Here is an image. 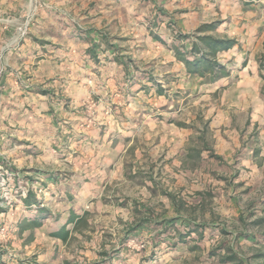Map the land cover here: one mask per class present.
<instances>
[{
    "label": "rangeland",
    "instance_id": "1",
    "mask_svg": "<svg viewBox=\"0 0 264 264\" xmlns=\"http://www.w3.org/2000/svg\"><path fill=\"white\" fill-rule=\"evenodd\" d=\"M54 1L62 0H0V48L10 49L18 37L34 31L53 39L49 48L67 45L70 38L76 44L82 41L76 26L88 24L105 30L115 43L109 52L103 42L110 58L118 51L129 57L131 67L143 71L131 79L135 82L129 99L122 98L114 82L115 77L127 82V74L113 61H106L100 73L74 80L68 90L53 77L55 92L63 97L71 93L74 100L70 110H58L64 113L66 123L58 121L63 130L51 137L28 133L25 140L16 131L34 127L24 114L31 109L29 94L45 96L39 91L44 82L32 71L39 58L31 57L24 65L22 51L21 59L12 57L22 76L12 92L5 69L0 70V172L7 161L28 175L37 165L60 177L58 184L47 182L50 192L37 178L19 179L48 211L39 226L20 234L9 224L16 225L25 213L35 215L37 205L24 208L22 202L15 206L4 200L8 195L0 173V229L7 231L5 237L0 233V248L14 262L34 259L39 264H93L105 257L103 251L115 252L112 264H232L220 261L232 253L243 264H264V0H240L243 15L248 11L243 18L240 10L226 4L231 0H194L184 6L204 20L197 23L194 17L183 27L187 43L202 33L198 28L203 24L213 27L205 33L235 41L217 53L227 71L217 80L188 73L154 37L173 30L167 23L180 20V0H63L61 14L44 9ZM157 7L172 11L173 19L162 15L157 26L151 25ZM105 10L103 19L110 20L98 26ZM5 131L15 132L13 138L4 136ZM62 138L65 153L52 150L50 143ZM23 141L31 148L19 147ZM191 148L200 156H187ZM69 210L81 215L86 211L85 223H68ZM177 216L207 225L203 238L188 243L157 238L159 250L150 239L153 230L122 240L139 218ZM64 225L70 228L67 240L50 234ZM220 228L227 233L219 234ZM166 243L171 245L167 248Z\"/></svg>",
    "mask_w": 264,
    "mask_h": 264
},
{
    "label": "crops",
    "instance_id": "2",
    "mask_svg": "<svg viewBox=\"0 0 264 264\" xmlns=\"http://www.w3.org/2000/svg\"><path fill=\"white\" fill-rule=\"evenodd\" d=\"M62 1L61 2L54 1L52 4H45L44 9L46 11L55 12L58 14H61V12L65 13V11L61 7H59L60 6L59 4L62 3ZM118 1H121V0H118ZM192 1H194V0H180V5H177L179 8V10H177V12L178 11L181 12V13H179L180 20L177 22H175L174 20L169 21V22L174 23L175 26L174 25H172V26L175 28H173L172 31L168 29L166 34H165V37H162V36L159 37L165 41V43L163 45L168 46V48H170V50L172 51L173 55H174L173 47L177 46V45H182V43L183 44L185 43V42L181 43L180 39L178 37H176L177 36L176 33L179 31L183 34L182 31H186V30H184V28L186 29L187 25L189 26L191 23L194 22V17H195V19L197 18L195 20V21H197V23L204 21V20L198 19L199 17L197 15L195 9L194 10L190 9L191 6L184 7L186 4H189ZM231 1L232 2L226 1V4L228 6L232 5V9H231L232 11L240 10L241 18H243V16L247 15V13H248L247 9H245L244 15L241 11V8H243V6H242V3L240 2V0H231ZM192 8H194V7H192ZM222 8L225 9L226 6H222ZM163 11L165 12L164 16H168L169 18H172V11H170V12L167 10H163ZM42 12H44V11H42ZM107 12H108V10H105L104 13H102L99 16V19H98L99 25L98 26H100L101 24H106V22H108L110 20V19H105V20L103 19V15L106 14ZM208 13H210V12H208ZM45 15H43V16H45ZM112 18H114V17H112ZM183 22H184V24H183ZM254 22L259 24L258 20H255ZM246 23L249 24L248 21H246ZM260 24H262L261 27H262V29H264L263 18L260 21ZM37 26L40 27V25H37ZM77 27L81 28L82 31L84 32L80 36V37H82L81 38L82 41L88 42L89 44L91 43V40L99 41V37H100L101 33L107 35L108 41H109V36H108L107 32L105 30H101V28H94L95 26H91L88 24L85 27H80L77 25L76 29H77ZM96 31H100V33L96 32ZM41 32H43V31H41ZM18 38H19V41L21 44L19 43V41H17L13 45V47L10 49L2 50V48H0V57H2V59H0V66H1L0 70L5 69L3 71V75L6 73L5 78H6V81H8L7 84H10L9 85L10 90H11L10 92L16 90V85H14V83L16 84V82H17L16 79L19 78V80H20L22 78V76L19 75L20 71L17 69V68H19V66L16 65V63H14L13 58H12L13 56H18L21 59L22 56L19 55L20 51H22L23 57L27 58V59H23L24 65H26V64L29 65L28 62H30L31 57L39 58V60L37 61L36 68L32 71L33 72L36 71L38 73V74H36V78L38 76L39 78H41L42 82H44V84L42 85L40 90H49L50 91V93H45V96L40 95V94H39V96H34L30 93L29 99H27V97H25V100L27 99L30 101L31 109L29 110V112H26V110H25L24 114H25L27 119L31 120V121H29L30 124H32L34 126V127H28V128L24 127L22 129L16 131V135L17 136L20 135L22 138H25V140L28 138L27 137L28 133H37L38 132L39 134L42 133V134L48 135V137H51L55 132H58V131L60 132L61 130H63L62 128L58 127V123H59L58 121H63V118L61 117V115H63L64 113H62V111H60V113H58V110H59V108H63L64 111H66L65 108L70 110L71 109L70 106H73L74 100L70 98V97H72L71 93L68 96L66 95V97H63V96L58 95L57 92H55L56 88L54 90L53 89L54 87L52 84V80L55 81L53 79V77L55 79L59 80V83L62 84L60 86H64L65 90H68L69 88H71V84L74 82V80L77 81L78 79H81V78L83 80L84 76H86L88 74L90 75L91 73L93 75V71H95L97 73L102 72L101 68L105 67L104 64H107L106 61H113L115 64H117L118 66L123 68V72L125 71V74H127L126 73V65H127L128 70L133 75L132 77H134L135 74H137L139 71H143V70H139L135 67H131L127 62L129 57L125 54H121L118 51L116 53H113L114 58H110V54H107L106 50L108 49V51L110 52V50H115V48H108L107 47V49H106L105 47H103V40H101V39H100V46H101L102 50H98L97 57H99V61L96 62L95 57H92V56H90V54L87 53V48L90 45L86 46L80 40L76 44H74V43L72 44V39H74V38H72V39L70 38V40H69L70 42L67 43V45H64L61 47L56 46V48H55V46L51 47V48L47 47L49 44H52V45L55 44V42L52 41L53 40L52 38H50L49 36H45V35L40 37V35H38V33H36L35 31L33 33L30 32V35H28V36H24L23 38H20V37H18ZM109 42L111 44H113L111 41H109ZM114 44H113V46H114ZM117 55L119 57H121V56L126 57L125 61L127 64L124 65V64H121L118 61H116L115 57ZM18 57H16V58H18ZM93 60L98 65V70L96 69L95 64H93L94 63ZM24 65H23V67H24ZM15 70H16V72H15ZM13 74H15V75H13ZM146 74H148V73H146ZM126 77H127V75H126ZM115 78H116L115 79L116 81H114V82L118 86L117 88L122 91V96H123L122 98L123 99L124 98L129 99L130 95L132 94V92L130 91V88L132 87V85L135 81L130 80L129 82H124L123 80L119 81L118 77H115ZM100 83H102V82H100ZM25 86H23V87H25ZM143 88L146 89V86H144ZM20 93H22L21 90H19V94ZM22 104H25V103L23 102ZM30 104H28V105H30ZM19 113H22V112L20 111ZM63 123H66V121L64 120ZM23 126H25V124ZM27 126H28V124H27ZM61 127H62V125H61ZM32 128H34V130H32ZM13 133H15V132H13ZM13 133L5 131L4 136H6L7 138H13V136H14ZM23 133H25V134H23ZM98 135H99L98 132L96 134L94 133V135L92 137H90V139H94V138H96L95 136H98ZM6 140H8V139H6ZM60 140H61V142L58 141L57 144L50 143V146L52 147L51 149L55 150V151L57 150L58 153L59 152L65 153L64 151L66 149V143H64V142L66 139L62 138ZM86 141H87V139H85L83 141V143H86ZM32 145L38 146L39 143L36 144L35 142H32ZM18 146L21 148H26V149L31 148V145L29 143H27V141H23L22 144H18ZM15 168H17V167H15ZM17 169H21V168H17ZM29 169L43 170V171L53 172V173L57 174V172H54V171L49 170V169L41 168L37 165H34L33 167H30ZM21 170H22L23 174L28 175V174L24 173L23 169H21ZM32 178L33 179L37 178L40 181V183H42L41 187L44 190H46L47 192H50V191H48L49 189H47V186H46L47 182L51 183L52 185L58 184L60 182L59 176H58V179L56 181H52V180L46 178L45 176L42 178H38V177L34 176L33 174H32ZM37 184H39V182ZM46 191H44V192H46ZM66 192L68 194V197L72 198V195L70 194V192H72V191L69 192L66 190ZM22 207H24V206H22ZM67 212H68L67 215L69 216V214H71L70 210ZM24 216L32 217L33 214L31 215V214L25 213L24 215H22V217L20 218L18 223L21 221V219ZM66 227L68 228L67 225H66ZM27 229H30V228H27ZM13 231H14V229H13ZM20 234H22V232Z\"/></svg>",
    "mask_w": 264,
    "mask_h": 264
},
{
    "label": "trees",
    "instance_id": "3",
    "mask_svg": "<svg viewBox=\"0 0 264 264\" xmlns=\"http://www.w3.org/2000/svg\"><path fill=\"white\" fill-rule=\"evenodd\" d=\"M157 13L154 15V19L151 22L153 26H157L159 24V21L163 20L162 15H165V12L162 8L157 7ZM171 28H175L172 25L174 23L169 22ZM175 26V25H174ZM213 27L209 24H203L200 28H198L199 32H202L200 34H197L194 39H191L186 43L185 38H188L189 36L186 34H182L181 32L176 33V37H178L182 42H185L182 45H177L173 47L174 50V56L177 60L181 61L187 72L190 74H195L201 77H207L209 80H217L218 78H221L225 75H227V71L225 66L218 61L217 59V53L221 50H227L230 49L234 45V40L230 38H221L217 37L211 34L205 33L208 30H211ZM100 33V31H96ZM204 32V33H203ZM84 33L81 28L77 27V35L81 36V34ZM155 38L158 39L159 42L162 44L165 43V41L159 36L155 35ZM100 39L105 42L108 48H114L113 44H111L108 41L107 35L101 33L99 37V41H93L91 40V45L87 48V53L90 54V56L95 57L96 61H99V57H97L98 50H102L100 46ZM126 57H119L118 55L115 57V60L118 61L121 64H127L125 61ZM126 73H127V82H129L133 77L132 73L128 70V67L126 65ZM147 78L152 80L151 76H147ZM42 93H50L49 90H40ZM203 148L206 150L211 151L212 149L206 144L203 145ZM189 151V150H188ZM187 151V152H188ZM191 153H187V156H194L199 157L200 151H198L195 148L190 149ZM194 152V154H192ZM211 156H214L217 159H221L220 156L214 155L211 153ZM1 162V160H0ZM7 162V161H6ZM5 161L2 162V164L5 166L4 172H0L2 174L3 179V187H4V193L8 195V197L4 200H6L10 205L17 206L22 202V205L24 208L31 207V204L37 205V213L33 215L32 217L24 216L19 223H16V225H10V227L16 228L17 232H23L27 228H33L34 226H39L42 222L41 217L44 218V215L48 213V211L43 208L39 207V201L35 197V193H33L31 188H25L22 183H19V179H25L29 181H34L35 179L32 178V175H25L23 174L21 169H17L9 162L6 163ZM31 172L34 176L38 178L46 177L52 181H56L58 179V175L53 172H47L43 170H36L31 169ZM36 182L40 183L39 180H36ZM42 184V183H40ZM164 194H166L169 198H173V195L169 192L164 191ZM8 207V206H7ZM2 209V207H1ZM4 209V208H3ZM6 209V208H5ZM87 215V212L85 211L82 215L81 214H74L71 212L68 216V223L73 222L74 226L78 227L79 225H82L85 223V216ZM178 217H170V218H161L158 217H143L139 218L136 222L130 225V227L125 232L124 237H122L123 241H126L128 238L134 236L135 233L138 234L142 233V231H149L153 230L152 235L150 236V239L154 242V244L157 246L158 250L162 248L160 243L156 241L158 238L159 240L165 241L168 240L167 238H173L176 237L178 241L182 243H188L190 239H201L204 236V229L207 227L204 223H197L195 221L191 220H181ZM177 222L180 223L181 227H177ZM1 224V223H0ZM32 230V229H31ZM224 233L226 234L227 231L223 228L219 229V234ZM52 236L58 237L62 240H67L70 234V229L67 228L65 225L56 229L55 231H52L50 233ZM264 237V233H263ZM170 242V241H169ZM168 245L170 246L171 243H166L165 247L168 248ZM112 252V253H111ZM119 253V251H117ZM116 252V254H117ZM115 253V252H114ZM113 251L101 252L102 256H105L104 258L95 261L93 264H112L111 261L113 260ZM159 253V252H158ZM7 251L0 248V264H39L34 259L28 260V259H16V262L12 261V258H10L7 255ZM150 259H154V255L150 257ZM220 261L222 262H231L232 264H243L244 261L239 258L235 253H232L230 255H226L221 257ZM237 261V262H235Z\"/></svg>",
    "mask_w": 264,
    "mask_h": 264
},
{
    "label": "built area",
    "instance_id": "4",
    "mask_svg": "<svg viewBox=\"0 0 264 264\" xmlns=\"http://www.w3.org/2000/svg\"><path fill=\"white\" fill-rule=\"evenodd\" d=\"M11 214L13 215V212H11ZM4 229H5V228H3V227H2V228L0 229V233L2 234V236H4V237H5V236H6V234H7V231L5 232V230H4Z\"/></svg>",
    "mask_w": 264,
    "mask_h": 264
}]
</instances>
